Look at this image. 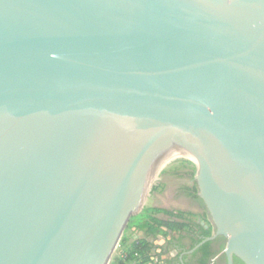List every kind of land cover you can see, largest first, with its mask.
Segmentation results:
<instances>
[{"label": "water", "instance_id": "water-1", "mask_svg": "<svg viewBox=\"0 0 264 264\" xmlns=\"http://www.w3.org/2000/svg\"><path fill=\"white\" fill-rule=\"evenodd\" d=\"M172 154L264 264V0H0V264H108Z\"/></svg>", "mask_w": 264, "mask_h": 264}, {"label": "trees", "instance_id": "trees-1", "mask_svg": "<svg viewBox=\"0 0 264 264\" xmlns=\"http://www.w3.org/2000/svg\"><path fill=\"white\" fill-rule=\"evenodd\" d=\"M192 176V174H191ZM196 185L193 190L185 189L194 198ZM155 188H153L154 190ZM204 207H198V211L205 216ZM145 221L138 222L133 228L143 231L145 237L134 239L125 250L114 259L112 264H179L177 258L180 251L187 243L194 242V236L202 233L205 237L211 236V229L203 231V228L194 221L189 220L183 213L174 214L162 209L148 211ZM153 212V214L151 213ZM151 213V214H150ZM163 214L162 216H157ZM198 235V234H197ZM158 237L168 238L161 245L155 244ZM197 241H195L196 243ZM226 241L217 236L213 240L205 242L193 255L197 258L196 264H227L223 255ZM181 249L173 259H168L170 248ZM184 259L186 257H183ZM233 264H243L239 259H233Z\"/></svg>", "mask_w": 264, "mask_h": 264}, {"label": "flooded vegetation", "instance_id": "flooded-vegetation-1", "mask_svg": "<svg viewBox=\"0 0 264 264\" xmlns=\"http://www.w3.org/2000/svg\"><path fill=\"white\" fill-rule=\"evenodd\" d=\"M194 173L195 168L193 169L192 167H188L187 169L172 170L164 173L158 183V194L155 195V199L159 204L157 208L162 209V211L172 212L174 214L179 212L183 213L189 220L194 221L196 224L201 226L203 231L211 229L210 233L212 236L213 230L208 222L209 220L206 210L204 209L205 216H202V214L197 210L199 206L204 207L201 200L197 196V189L195 188V196L197 198L192 197L190 193L185 190L194 189L196 185ZM155 191L153 190V192ZM160 216L164 217L163 214H160ZM202 222L208 225L207 229H205L204 225H202ZM197 234L194 236V242L189 241L182 251H180L181 249L174 247L170 248L167 258H175L177 253L180 251V255L177 258L179 264H196L197 258L193 254L200 246L205 243L202 242L209 238L205 237L200 232ZM161 239L163 240V238ZM195 241L197 242L195 243ZM183 257L186 258L184 259Z\"/></svg>", "mask_w": 264, "mask_h": 264}, {"label": "rangeland", "instance_id": "rangeland-1", "mask_svg": "<svg viewBox=\"0 0 264 264\" xmlns=\"http://www.w3.org/2000/svg\"><path fill=\"white\" fill-rule=\"evenodd\" d=\"M175 157V158H174ZM163 167L161 168V170L159 171L158 175H156V177L153 179L152 183H151V188L150 191L148 193V196L144 202V205L141 209V211L132 216L129 220V222L126 225V228L124 229L121 238L119 240V243L117 245V248L114 251V254L112 255L110 261L108 264H112L114 259L117 258L124 250L126 247L129 246V244L137 238H144V232L143 231H139V230H135L133 227L138 223V222H142L145 221L148 217L149 214V210L155 209L159 206L158 202L155 199V195H157V191H158V183L161 179V176L169 171L172 170H179V169H187L188 167H192L193 169L195 168L193 162H191L190 160L184 158V157H177V156H172L170 158H168L167 160H165V162L162 164ZM153 188L155 192H153ZM153 214V212H151ZM150 213V214H151ZM160 214L158 213L157 216H159ZM168 238H164L163 240L161 239V237H158L155 241V244L157 245H161L165 242V240H167Z\"/></svg>", "mask_w": 264, "mask_h": 264}, {"label": "bare ground", "instance_id": "bare-ground-1", "mask_svg": "<svg viewBox=\"0 0 264 264\" xmlns=\"http://www.w3.org/2000/svg\"><path fill=\"white\" fill-rule=\"evenodd\" d=\"M172 156H179V155L172 154V155L169 156V158L172 157ZM162 166H163V165H162ZM160 168H161V167H160ZM160 168H159V169H160ZM157 174H158V170H156V171L154 172L153 176L151 177V179H150V181H149V185L152 183L153 179L156 177Z\"/></svg>", "mask_w": 264, "mask_h": 264}]
</instances>
